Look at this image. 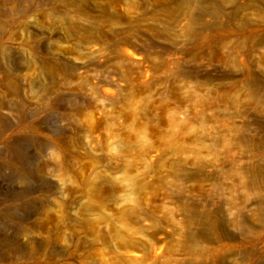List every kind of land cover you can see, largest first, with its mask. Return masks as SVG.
I'll return each instance as SVG.
<instances>
[{
    "label": "rangeland",
    "instance_id": "374dc122",
    "mask_svg": "<svg viewBox=\"0 0 264 264\" xmlns=\"http://www.w3.org/2000/svg\"><path fill=\"white\" fill-rule=\"evenodd\" d=\"M0 264H264V0H0Z\"/></svg>",
    "mask_w": 264,
    "mask_h": 264
},
{
    "label": "bare ground",
    "instance_id": "6f19581e",
    "mask_svg": "<svg viewBox=\"0 0 264 264\" xmlns=\"http://www.w3.org/2000/svg\"><path fill=\"white\" fill-rule=\"evenodd\" d=\"M24 178H25V177H24ZM18 180H19V179H18ZM21 180H23V179H21ZM25 181H26V179H25ZM25 181H24V182H25ZM18 182H19V181H18ZM20 182H21V181H20ZM24 185H25V183H24ZM24 187H25V186H24ZM27 190H28V188H27V187H25V188H23V189H22V191H21V192H22V193H26V192H27ZM28 191H29V190H28ZM19 194H20V193H19ZM22 196H23V195H22ZM24 196H25V194H24ZM4 227H5V226H4Z\"/></svg>",
    "mask_w": 264,
    "mask_h": 264
}]
</instances>
